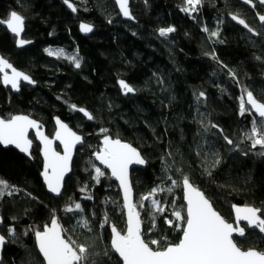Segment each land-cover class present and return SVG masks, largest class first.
Returning <instances> with one entry per match:
<instances>
[{"label":"trees","instance_id":"1","mask_svg":"<svg viewBox=\"0 0 264 264\" xmlns=\"http://www.w3.org/2000/svg\"><path fill=\"white\" fill-rule=\"evenodd\" d=\"M70 1L75 13L64 0H0V20L12 10L20 13L26 20L24 37L32 40L18 49L0 25V53L35 81L34 87L21 85L18 93L0 85V115L26 113L39 120L49 136L54 132L52 118L59 116L84 136L58 198L42 184L37 144L31 160L0 146V179L18 189L0 197V232L6 237L1 264H44L34 231L49 225L53 215L66 237L89 247L85 264H121L110 247L109 231L112 225L125 229L118 188L102 168L103 191L93 179L98 167L93 156L104 137L101 129L133 144L146 160L145 167L131 172V181L143 238L159 241L150 244L154 250L177 243L183 232L185 221L173 215L178 210L186 216L183 175L227 221H233L234 204L264 212V147L252 148L245 135L253 118L258 126L260 118L239 114L245 89L264 102V25L257 21L264 7L257 0L251 5L246 0H202L198 11L189 14L182 11L185 0H129L134 17L130 22L121 18L112 0ZM230 14L241 17L256 34L231 22ZM81 20L93 25L89 35L79 33ZM168 26L176 30L161 37L158 30ZM205 26L209 32L202 30ZM217 29L219 37L209 39ZM47 46L78 55L80 67L65 57L50 56ZM120 80L134 92L125 94ZM200 92L205 96L199 97ZM71 105L88 110L93 119ZM217 158L220 163L213 167ZM169 177L181 183L154 197L165 210L155 212L149 200L139 207L153 187H169ZM75 203L82 212L65 211ZM105 213L109 223L100 228ZM80 217L89 220L91 231L79 226ZM9 226H14L15 238L9 237ZM244 227L245 235L234 238L236 244L264 251V238Z\"/></svg>","mask_w":264,"mask_h":264},{"label":"snow or ice","instance_id":"2","mask_svg":"<svg viewBox=\"0 0 264 264\" xmlns=\"http://www.w3.org/2000/svg\"><path fill=\"white\" fill-rule=\"evenodd\" d=\"M64 2L76 11L74 5L69 3V0ZM122 14L125 17H130L128 8L129 0H116ZM248 4H252V0H246ZM264 3V0H261ZM202 0H185V7L182 11L186 13H195L198 11V6ZM9 19L6 21L7 28L17 37L24 30L25 18L16 11H11ZM233 20L243 25L249 32L253 30L243 19H238L236 15H232ZM259 19L264 22V15L259 16ZM0 23H5L0 21ZM80 29L84 33H89L93 30L92 25L81 23ZM174 26L160 28L159 35L167 36L174 32ZM204 32H209L207 26L202 29ZM219 37V30L211 31L209 39ZM223 43V41H220ZM30 43L24 39H18V46H23ZM50 56L61 57L65 55L64 49L52 50L46 48ZM68 59L74 63L76 68L80 67V58L78 55H68ZM213 59H216L213 54ZM260 59V57H256ZM11 70L9 74L8 70ZM0 73L3 74L2 81L5 85H10L12 89L19 90L21 82L34 84L35 81L29 75L22 71H18L11 63L3 57H0ZM235 78V73H229ZM119 84L125 94L134 92V88L125 81L120 80ZM246 97L241 95L239 114L245 113L252 115L255 113L260 118L258 126L255 117L251 121L252 127L249 133H245L247 138L251 140L252 148L258 145L264 147V102L258 101L251 91L245 89ZM205 93L200 92L199 97H204ZM246 105L248 107H246ZM73 110H78L85 114L88 119H93L84 108L77 109L76 105H71ZM56 123L58 130L55 133V138L59 140L64 149L63 155L52 148L53 141L40 131V125L37 121L23 115H12L7 118H0V144L15 145L24 153L30 154L32 141L28 139V130L30 128L37 129V136L43 141V156H44V171L42 173L48 189L57 195L61 192L62 181L65 172L68 171L71 152L75 145L81 142V136L73 132L67 124L61 122L57 118ZM212 127H218L212 125ZM104 134L103 147L94 153L97 160L101 164L107 166L111 170V175L119 180L124 193V205L127 208V229L126 232L117 230L115 226L111 227V249L119 255L122 264H264V251H258L254 248L242 250L241 247L233 240V234L239 236L245 235V227L240 226V222H246V227L258 229L264 234V212L261 209L251 206H233L235 209V224L227 222L213 207V204L206 197L204 192L195 187L187 175L182 176V185L185 190L184 199L186 204V216L182 215L181 211H174L173 215L178 221H185L186 227L182 228L183 236L178 243L169 244L163 249L157 248L154 250L151 245H158L159 241L151 240L145 242L141 231L140 212L137 210V205L133 204L131 199V187L128 181V168L130 164H144L145 160L141 157L136 148L128 143H124L119 139H112L107 135V129H101ZM222 131V130H221ZM228 144H233V141L227 136L224 137ZM260 155H264L261 152ZM220 160L217 158L213 167L218 165ZM96 175L93 179L99 183L100 177L105 175V172L99 167L94 168ZM211 176V172H208ZM170 186L167 188L157 185L151 191L141 197L143 201L151 200L152 208L155 212H163L165 209L161 206V201L154 197L158 192H171L181 181L168 178ZM84 189H82L83 191ZM14 191H18L14 186L8 184L5 180L0 179V197L5 194L11 195ZM89 198L90 197H86ZM66 212H82L80 203H75L73 206H66ZM2 222V221H0ZM166 222L172 223L171 220ZM109 223V218L105 213L104 218L99 224L100 228H104ZM79 226L88 228L89 220L86 217H80ZM9 237L15 238L14 226H9L7 229ZM27 234V233H25ZM36 243L39 252L42 254L46 264H85L89 253V247L84 244H78L71 237H66L65 230L61 227L55 215L52 216L50 226L44 225L43 230L34 231ZM6 243V237L0 234V247ZM108 252L105 250L104 255Z\"/></svg>","mask_w":264,"mask_h":264},{"label":"water","instance_id":"3","mask_svg":"<svg viewBox=\"0 0 264 264\" xmlns=\"http://www.w3.org/2000/svg\"><path fill=\"white\" fill-rule=\"evenodd\" d=\"M113 1V3L115 4V6H116V9H117V11H118V13H119V15L121 16V18L124 20V21H130V22H134V17H133V15H132V13H131V8H130V1H129V3H128V8H129V11H130V17H125L123 14H122V12H121V10H120V8H119V5L117 4V2H116V0H112ZM263 7H264V3H262L261 2V0H257ZM69 3H71L72 5H74V7L76 8V6H75V4L72 2V1H70L69 0ZM64 4H65V6H66V8L71 12V13H75V12H73L72 11V9L70 8V7H68V5L64 2ZM12 11H14V10H12ZM11 12V11H10ZM18 13V12H17ZM10 14V13H9ZM18 14H20V13H18ZM232 15H234V14H230L229 16H228V18L231 20V22H233L234 24H236L237 26H239L240 28H242V29H244V30H246V31H248L249 32V30L248 29H246L243 25H241L239 22H238V20H233L232 19ZM261 15H264V12L263 13H261V14H259L258 16H257V21H258V23L260 24V25H264V22H262L260 19H259V16H261ZM237 16V15H236ZM238 17V19H242L241 17H239V16H237ZM10 17H9V15H8V17H7V19H9ZM7 19H5V20H2V21H4L5 23H0L5 29H6V31L11 35V36H13V37H15L16 38V40H15V46H16V48H18V49H20V48H23V47H25V46H27V45H29V44H31L32 43V41H30V40H27V41H30V43H28V44H26V45H23V46H18V44H17V40L18 39H24V38H22V36H23V33H24V30H23V32L21 33V35L19 36V37H17L15 34H13L8 28H7V26H6V21H7ZM1 21V20H0ZM26 21V20H25ZM81 23H87V24H90V23H88V22H86V21H83V20H81V21H79V23H78V31H79V33L81 34V35H84V36H86V35H89L93 30H94V27H93V25L92 24H90V25H92V27H93V30L91 31V32H89V33H84V32H82L81 31V29H80V24ZM250 28V27H249ZM251 29V28H250ZM250 33H252V34H256V33H254V31H252V32H250ZM24 40H26V39H24ZM0 57H3L2 56V54H0ZM4 58V57H3ZM4 59H6V58H4ZM7 60V59H6ZM8 61V60H7ZM9 62V61H8ZM10 63V62H9ZM12 64V63H11ZM15 67V66H14ZM16 68V67H15ZM18 71H22L21 69H19V68H16ZM6 71H8L9 72V74H11V70L10 69H8V70H6ZM22 72H24V71H22ZM24 73H26V72H24ZM27 74V73H26ZM0 75H1V77H0V79H1V85H2V87L4 88V89H9L12 93H18L19 92V90H20V88H19V90H14V89H12L11 88V86L10 85H5L4 83H3V81H2V76H3V74L2 73H0ZM28 75V74H27ZM32 79V78H31ZM264 79V78H263ZM21 83H23V84H25V85H28V86H30V87H34L35 86V83L34 84H30V83H27V82H21ZM118 85H119V88L121 89V90H123L122 88H121V86H120V84H119V82H118ZM125 93V92H124ZM247 99V97L245 96V100ZM86 110V109H85ZM89 114H90V112L88 111V110H86ZM79 113L80 114H82L85 118H87L86 116H85V114L84 113H82V112H80L79 111ZM255 116H257L255 113H253ZM13 115H23V116H27V117H29L30 119H32V120H35V121H37L38 122V124L40 125V131H42L43 133H44V135L45 136H47L50 140H52L53 141V143H52V148L55 150V151H57V152H59L61 155H63V153H64V149H63V145H62V143L59 141V140H57L56 138H55V133H56V131L58 130V125H57V123H56V120H57V118H59V120L61 121V122H63V123H65V124H67L68 125V127L73 131V132H75L77 135H79V136H81V138H82V140H81V142H79V143H77L76 145H75V147L72 149V152H71V159H70V161H69V166H68V171L67 172H65V174H64V177H63V181H62V187H61V192H60V194L59 195H57L56 193H52L49 189H48V187H47V184H46V181H45V179H44V177H43V175H42V173H43V171H44V163H45V161H44V156H43V147H44V145H43V141H41L40 139H39V137L37 136V129H35V128H30L29 130H28V139L29 140H31L32 141V145H31V148H30V154L29 153H24V152H22L19 148H17L15 145H4V144H0V146L2 147V148H13V149H15L19 154H21V155H23L24 157H26V158H28L29 160H31V152H32V148H33V145H34V143H36L38 146H39V155H40V157H41V161H42V169H41V172H40V178H41V181H42V184L44 185V188H45V190H46V192L50 195V196H52V197H54V198H58V197H60V195H61V193H62V191H63V187H64V182H65V179L68 177V175L71 173V166H72V161H73V158H74V155H75V152H76V149L78 148V147H81L82 145H83V134L81 133V132H78V131H76V130H74L71 126H69V124L67 123V122H65L64 120H62L59 116H53V118H52V120H53V124H54V132H53V134H52V136H49V135H47L46 134V131H45V127L43 126V124L39 121V120H37V119H35V118H33L32 116H30V115H28V114H26V113H15V114H13ZM0 118H3L1 115H0ZM88 119V118H87ZM30 134H32V136H33V139L30 137ZM110 137V136H109ZM104 138V137H103ZM103 138H102V140H101V145H100V147H99V150L103 147ZM112 139H119V140H121L120 138H112ZM122 142H124V143H128V144H130L132 147H134V148H136L137 149V151L140 153V155H141V157L145 160V158L143 157V155L141 154V152L139 151V149L137 148V147H135L133 144H131L130 142H127V141H124V140H121ZM56 147H58V149L56 148ZM93 159H94V161H95V163H96V165L98 166V167H100V168H102L103 170H105V171H107V173H108V175H109V177H110V179L111 180H113L115 183H116V185H117V188H118V192H119V195H120V200H121V207H122V211H123V216H124V220H125V229H124V231L123 232H126V229H127V208H126V206L124 205V193H123V188H122V186L120 185V182H119V180H117L115 177H113L112 175H111V170L110 169H108L107 168V166H105V165H103V164H101L100 163V161L99 160H97L96 159V157H95V155L93 156ZM145 165H146V160H145V163L144 164H135V163H133V164H130L129 165V168H128V181H129V184H130V187H131V193H132V195H131V199H132V202H133V204H135V200H134V188H133V185H132V181H131V172L134 170V169H140V168H143V167H145ZM192 183V182H191ZM193 184V183H192ZM182 185V184H181ZM195 187H197L199 190H201L197 185H195V184H193ZM202 191V190H201ZM203 192V191H202ZM184 195H185V190H184V188H183V185H182V200H183V203H184V206H185V214H186V204H187V201L184 199ZM207 197V196H206ZM208 198V197H207ZM209 199V198H208ZM210 200V199H209ZM210 202H211V200H210ZM212 203V202H211ZM136 205V204H135ZM235 206H239V207H243V206H251V205H238V204H234ZM234 205H232V207H231V211H232V216H233V221H227L216 209H215V207H214V209L227 221V222H229V223H233L234 224V226H236V224H235V209H234ZM251 207H253V206H251ZM138 210V209H137ZM141 219V218H140ZM0 221H2V218H1V216H0ZM2 223L3 222H0V227H1V225H2ZM49 226H50V224H49ZM112 226H115V225H112ZM112 226H110V228H109V231H110V241H111V227ZM240 226L241 227H244V226H246V222H244V221H241L240 222ZM116 227V226H115ZM184 227H186V223H185V226ZM117 228V227H116ZM247 229L248 230H251V231H256V232H258L259 234H260V236H262L263 238H264V234H262V233H260L259 232V230L258 229H254V228H248L247 227ZM43 230V229H42ZM41 230V231H42ZM117 230H119L118 228H117ZM120 231V230H119ZM141 231H142V223H141ZM122 232V233H123ZM0 234H1V232H0ZM3 235V234H2ZM182 236H183V232H182V234H181V236H180V239L182 238ZM242 238L243 236H239L238 234H233V240H234V242H235V239L234 238ZM179 239V240H180ZM35 242H36V239H35ZM179 242V241H178ZM177 242V243H178ZM236 243V242H235ZM6 244V243H5ZM238 246V245H237ZM4 247V246H3ZM3 247H0V264H1V253H2V250H3ZM110 247H111V244H110ZM36 249H37V252H38V254H39V256L41 257V259L43 260V262H44V264H46V261H44V259H43V257H42V254L39 252V249H38V246H37V243H36ZM255 249V248H254ZM243 250V249H242ZM245 250H247V249H245ZM257 250V249H256ZM113 251V250H112ZM259 251V250H258ZM113 253L117 256V258L119 259V261L121 262V264H122V260H121V258L119 257V255L118 254H116L114 251H113Z\"/></svg>","mask_w":264,"mask_h":264},{"label":"flooded vegetation","instance_id":"4","mask_svg":"<svg viewBox=\"0 0 264 264\" xmlns=\"http://www.w3.org/2000/svg\"><path fill=\"white\" fill-rule=\"evenodd\" d=\"M1 25V24H0ZM2 26V25H1ZM3 27V26H2ZM6 30V29H5ZM24 33H25V25H24ZM24 33H23V36H22V38H24V39H26V40H29L28 38H26V37H24ZM13 37V36H12ZM14 38V45H15V40H16V38L15 37H13ZM30 41H32V40H30ZM16 47V46H15ZM46 48H52V47H49V46H47V47H45V49ZM1 54V53H0ZM3 56V55H2ZM4 58H6L5 56H3ZM7 59V58H6ZM8 60V59H7ZM11 63V62H10ZM13 65V64H12ZM14 66V65H13ZM16 67V66H15ZM16 68H18V67H16ZM20 69V68H19ZM22 70V69H21ZM23 71V70H22ZM25 72V71H24ZM27 73V72H26ZM28 74V73H27ZM29 75V74H28ZM30 76V75H29ZM0 77H1V75H0ZM31 77V76H30ZM32 78V77H31ZM33 80V79H32ZM34 81V80H33ZM0 85H1V79H0ZM21 85H25V84H23V83H21ZM21 85H20V87H21ZM2 86V85H1ZM26 86H28V85H26ZM3 88V87H2ZM3 118H5V117H3ZM30 137L33 139V136H32V134H30ZM34 140V139H33ZM36 143H34V145H35ZM33 145V146H34ZM57 149H58V147H56ZM32 150H33V148H32ZM38 151H39V146H38Z\"/></svg>","mask_w":264,"mask_h":264},{"label":"rangeland","instance_id":"5","mask_svg":"<svg viewBox=\"0 0 264 264\" xmlns=\"http://www.w3.org/2000/svg\"><path fill=\"white\" fill-rule=\"evenodd\" d=\"M52 50H56V49H63V48H60V47H56V48H51ZM68 53H66V51H65V55L64 56H61L62 58L63 57H65V58H67L68 59ZM72 55V54H71ZM54 56V55H53ZM56 57V56H55ZM100 184V183H99ZM100 186H102V188L100 187ZM99 187L102 189V191H103V185L102 184H100L99 185ZM149 202H151V200H149ZM136 204V203H135Z\"/></svg>","mask_w":264,"mask_h":264}]
</instances>
